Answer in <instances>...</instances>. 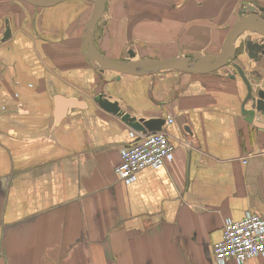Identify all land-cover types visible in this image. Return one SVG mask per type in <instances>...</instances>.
<instances>
[{"label":"crops","instance_id":"1","mask_svg":"<svg viewBox=\"0 0 264 264\" xmlns=\"http://www.w3.org/2000/svg\"><path fill=\"white\" fill-rule=\"evenodd\" d=\"M246 5L264 0H106L93 41L118 61L129 48L147 59L138 44L164 45L163 60L212 55ZM91 7L0 0V264H215L226 220L264 218V129L240 114L238 74L106 81L82 55ZM235 59L249 78L254 62L242 51ZM100 94L136 119L172 120L162 128L172 161L121 182L131 129L95 103Z\"/></svg>","mask_w":264,"mask_h":264},{"label":"water","instance_id":"2","mask_svg":"<svg viewBox=\"0 0 264 264\" xmlns=\"http://www.w3.org/2000/svg\"><path fill=\"white\" fill-rule=\"evenodd\" d=\"M25 4L38 8H51L61 3L63 0H22ZM92 5L89 18L84 26L82 36L83 57L97 66L101 77L106 81L118 80L123 75L132 77H143L151 74H158L173 71L190 74L206 75L219 69L225 68L229 61L236 58V43L245 32L258 36L257 41L244 39L241 45L242 53L256 65L248 78L246 71L238 65H232L237 72L240 84L245 89V96L240 103V114L245 122L259 129H264V18H260L259 13H264L261 7L250 5L241 7L239 11V21L232 27L224 38L220 50L216 54L182 56L166 60L158 59H137L132 49L127 52L128 58L124 61L112 60L97 51L94 45V35L96 28L102 27L105 22L106 0H81ZM10 37L9 28L5 29L2 41ZM260 67V68H259ZM110 72L112 75H105ZM114 73V74H113ZM117 75V76H116ZM234 78V76L232 77ZM254 79V82H249ZM97 105L105 112L118 117L127 127L133 131L143 133H158L162 131L165 119H136L130 114L122 111L118 103L109 101L103 94L96 97ZM248 107V108H247Z\"/></svg>","mask_w":264,"mask_h":264},{"label":"built area","instance_id":"3","mask_svg":"<svg viewBox=\"0 0 264 264\" xmlns=\"http://www.w3.org/2000/svg\"><path fill=\"white\" fill-rule=\"evenodd\" d=\"M167 119L165 123L172 124ZM132 143L122 150L121 161L115 169L117 178L132 183L144 169H160L173 159L174 146L164 131L143 133L131 130ZM220 241L213 246L215 264L231 260L243 264L252 258L264 255V218L246 212L243 219L224 222Z\"/></svg>","mask_w":264,"mask_h":264},{"label":"rangeland","instance_id":"4","mask_svg":"<svg viewBox=\"0 0 264 264\" xmlns=\"http://www.w3.org/2000/svg\"><path fill=\"white\" fill-rule=\"evenodd\" d=\"M88 3V2H87ZM88 4H90V3H88ZM147 18H149V17H147ZM84 23H82L81 22V25H83ZM75 26L76 25H79V24H74ZM102 27H100V28H96V31H95V35H94V37H95V39L98 37V35L99 34H101V35H103L102 34V31H103V25H101ZM243 36V35H242ZM241 36V37H242ZM252 36V35H251ZM251 36H249L248 38L250 39L251 38ZM128 37L129 36H127L126 38H127V41H128V43L130 44H133L132 43V41L130 42L129 40H128ZM238 43H239V40L237 41V45H238ZM136 44V43H135ZM163 44H165V43H163ZM192 44L194 45V47H198L197 45H195V43H193L192 42ZM164 47V45H162V46H160L158 43L157 44H151L149 47H147V48H145V45H143V44H138V50H140V52H141V55L143 56V57H145V58H150V59H158V60H163V59H165V58H167L168 56H170V55H168V54H170V52H168V51H165V50H162V48ZM182 48V47H181ZM130 49V48H129ZM212 51V48H209L208 49V51H207V53H210ZM166 53H168V54H166Z\"/></svg>","mask_w":264,"mask_h":264},{"label":"flooded vegetation","instance_id":"5","mask_svg":"<svg viewBox=\"0 0 264 264\" xmlns=\"http://www.w3.org/2000/svg\"><path fill=\"white\" fill-rule=\"evenodd\" d=\"M259 15H260V18L262 17V18H264V13H259ZM241 45H242V42H241V44L240 45H238L239 47L237 48V51H236V58H237V54L239 53V52H241ZM235 58L233 59V60H231V61H229V63L226 65V67L225 68H232V74H230V76H231V78L234 76L235 77V74H237V72H235L236 70L234 69V67L232 66L233 64H234V62H235ZM234 65H236V64H234ZM225 68H223L224 70H225ZM255 69V68H254ZM219 71V70H218ZM253 71V70H252ZM213 73H216V71L215 72H213ZM249 82L251 83V82H254V79H249Z\"/></svg>","mask_w":264,"mask_h":264}]
</instances>
